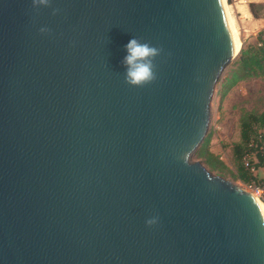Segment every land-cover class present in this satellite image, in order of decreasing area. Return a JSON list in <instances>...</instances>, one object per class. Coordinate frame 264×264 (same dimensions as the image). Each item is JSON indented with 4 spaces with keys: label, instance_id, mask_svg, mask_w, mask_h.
Instances as JSON below:
<instances>
[{
    "label": "water",
    "instance_id": "1",
    "mask_svg": "<svg viewBox=\"0 0 264 264\" xmlns=\"http://www.w3.org/2000/svg\"><path fill=\"white\" fill-rule=\"evenodd\" d=\"M240 50L221 0H0V264H264L254 198L190 160Z\"/></svg>",
    "mask_w": 264,
    "mask_h": 264
},
{
    "label": "rangeland",
    "instance_id": "2",
    "mask_svg": "<svg viewBox=\"0 0 264 264\" xmlns=\"http://www.w3.org/2000/svg\"><path fill=\"white\" fill-rule=\"evenodd\" d=\"M225 3L233 30L239 39L240 48L243 43H255L258 36L264 32V0H225ZM251 3L254 4L253 13L249 8ZM231 64L225 68L219 81L215 85L210 102V119L207 135H212L210 151L218 155L230 171L234 172V166L231 161L230 152L228 151L229 148L225 149L223 146L227 145L228 147L236 140L237 132L239 131L238 120L242 111H264V79L248 80L245 84L247 86L244 91L234 94L233 89H231L221 99V84L231 69ZM190 160L192 162L199 161L202 163L201 159L197 158L195 153L191 156ZM210 172L252 193V195L264 204V197L262 199L257 193L249 191L247 185H243L239 181L234 180L229 173L220 174L216 171Z\"/></svg>",
    "mask_w": 264,
    "mask_h": 264
},
{
    "label": "trees",
    "instance_id": "3",
    "mask_svg": "<svg viewBox=\"0 0 264 264\" xmlns=\"http://www.w3.org/2000/svg\"><path fill=\"white\" fill-rule=\"evenodd\" d=\"M253 7L254 4L251 3V12ZM261 35L263 33L255 43L242 44L239 55L222 81L221 99L240 82L264 79V38H261ZM238 123V141L228 147L223 146L225 149L229 148L234 172L230 171L218 155L210 152L211 134L205 137L195 155L210 171L229 173L243 185L259 186L264 181L256 175L259 168L264 171V111H242Z\"/></svg>",
    "mask_w": 264,
    "mask_h": 264
},
{
    "label": "clouds",
    "instance_id": "4",
    "mask_svg": "<svg viewBox=\"0 0 264 264\" xmlns=\"http://www.w3.org/2000/svg\"><path fill=\"white\" fill-rule=\"evenodd\" d=\"M32 3L34 7L47 6L49 0H32ZM40 31L43 33L47 29L42 28ZM125 51L127 54L122 61L126 69L125 84L136 88L151 84L156 79L154 60L160 55V49L133 37L125 46ZM155 222V219H150L147 224L152 225Z\"/></svg>",
    "mask_w": 264,
    "mask_h": 264
},
{
    "label": "bare ground",
    "instance_id": "5",
    "mask_svg": "<svg viewBox=\"0 0 264 264\" xmlns=\"http://www.w3.org/2000/svg\"><path fill=\"white\" fill-rule=\"evenodd\" d=\"M221 1H222L223 9H224V12H225L226 20H227V23H228V26H229V29H230V32H231V35H232L234 51H235V53H237L239 51V49H240V42H239V39H238L235 31L233 30L225 0H221ZM250 194L254 198V200H255V202H256V204L258 206V209H259V211L261 213V216L263 218V221H264V204L262 203L261 200H259L257 197L252 195V193H250Z\"/></svg>",
    "mask_w": 264,
    "mask_h": 264
},
{
    "label": "crops",
    "instance_id": "6",
    "mask_svg": "<svg viewBox=\"0 0 264 264\" xmlns=\"http://www.w3.org/2000/svg\"><path fill=\"white\" fill-rule=\"evenodd\" d=\"M253 80V79H252ZM248 81H245V82H240L238 86L232 88L233 89V92L234 94L238 93V92H241V91H244L245 87L247 85H245ZM238 138H239V131L237 132V137H236V140L234 142H237L238 141ZM229 151V150H228ZM211 152V151H210ZM230 152V151H229ZM213 153V152H211ZM256 175L258 176V178L260 180H264V171L263 169L259 168L257 171H256Z\"/></svg>",
    "mask_w": 264,
    "mask_h": 264
},
{
    "label": "built area",
    "instance_id": "7",
    "mask_svg": "<svg viewBox=\"0 0 264 264\" xmlns=\"http://www.w3.org/2000/svg\"><path fill=\"white\" fill-rule=\"evenodd\" d=\"M261 38H264V32H263V35H261ZM263 155H264V153H263ZM248 190L251 192L257 193L260 196V198L263 199V197H264V181L259 186H255V185L248 186Z\"/></svg>",
    "mask_w": 264,
    "mask_h": 264
}]
</instances>
